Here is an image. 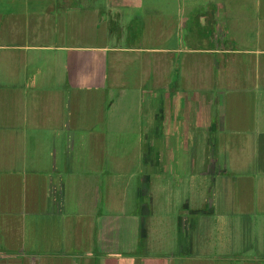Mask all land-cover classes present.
<instances>
[{
	"label": "crops",
	"instance_id": "1",
	"mask_svg": "<svg viewBox=\"0 0 264 264\" xmlns=\"http://www.w3.org/2000/svg\"><path fill=\"white\" fill-rule=\"evenodd\" d=\"M44 52L50 85L14 90L45 101L0 81V264H264V0H0V78L43 77ZM119 139L160 175L168 142L222 165L219 245L184 211L173 245L149 244L146 200L120 215Z\"/></svg>",
	"mask_w": 264,
	"mask_h": 264
},
{
	"label": "rangeland",
	"instance_id": "2",
	"mask_svg": "<svg viewBox=\"0 0 264 264\" xmlns=\"http://www.w3.org/2000/svg\"><path fill=\"white\" fill-rule=\"evenodd\" d=\"M48 54L49 53L45 52L40 53V58L43 59H40L34 64V69L40 70L44 74L43 77L0 78L2 86H7L6 93L3 95L7 103L19 100L29 101L32 99L30 97H35L34 95L42 97L40 101H45V93L40 92L32 94L28 92L26 94H20L15 92L14 89H22L26 84L31 83L37 88H46L50 85V80L46 76L50 63L46 57ZM59 80H62V78H55L56 84H59ZM62 84H65V81H63ZM35 91H39V89ZM151 104L152 107L154 106L155 108L157 106V101L152 100ZM91 106L92 104H87L88 115L94 110ZM113 143L117 150L113 152V157L105 158L102 168L104 171L103 176L108 175V171L110 172L111 168H113L112 175L116 178V194L118 196V206H114V208H117L118 212L120 211V215L127 216L138 211L145 200L149 203L148 205H150L151 213L149 219L146 217V229H148L146 232L150 234L147 239L149 244H158L159 240L162 244L164 243V245H173L175 243L174 231L176 226H178L177 220L180 211H184L186 215L189 214V219L192 217L193 219H199L200 227L195 232L196 234L198 233V236L203 237V235H208V239L206 240L201 238L195 239V244L199 243V245L211 246L220 244L221 237H219V229L221 228V223L218 222L219 220L217 223L210 221L209 219H211V216L208 214L210 213L209 211L212 210L211 208L215 209V218L221 213L220 210L222 206L219 205L220 201H218L220 197V195H218L220 191L218 187L222 182V174L220 172L223 168L220 163L218 167L212 170L209 164H203L200 153L197 152V154H195L191 149L187 151L185 145L184 147L181 145L180 150H176V148H173L174 142H168L170 148L167 150V166L165 167L168 169L166 174L161 173L160 175V167L157 164L151 167L147 164L144 165V159L148 154L146 148L150 142L145 141V139L139 142L119 139ZM76 152L77 150L75 149L72 155ZM19 153L20 152L14 151L13 148L10 149L8 146L6 158L9 161L11 158L14 160L18 157L19 162L22 163V161H24L25 165L29 168L28 151L25 153L27 157H22ZM219 161L221 162V160ZM21 165L22 164L19 163V167ZM74 168L89 167L83 164L82 166ZM144 168H155L156 172L143 175ZM105 178L106 177H104V179ZM161 189H166L167 193H163L160 198L159 190ZM171 190L173 192L169 194L172 198L175 197L174 202L177 201L175 205L174 203L168 204V192ZM214 193H216V203L212 207L209 202L207 203L206 197L210 195L211 198L212 195L214 196ZM164 200H167V202ZM103 207L104 206H102V208ZM195 212L202 214L195 215ZM192 214H194V216H192Z\"/></svg>",
	"mask_w": 264,
	"mask_h": 264
}]
</instances>
